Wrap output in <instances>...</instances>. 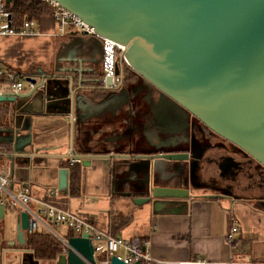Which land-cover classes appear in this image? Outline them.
Returning a JSON list of instances; mask_svg holds the SVG:
<instances>
[{
  "label": "water",
  "instance_id": "95a60500",
  "mask_svg": "<svg viewBox=\"0 0 264 264\" xmlns=\"http://www.w3.org/2000/svg\"><path fill=\"white\" fill-rule=\"evenodd\" d=\"M55 2L92 28L97 36L122 47L118 57L120 67L125 64L170 99L175 107L192 115L212 133L239 148L264 168V0ZM96 42L101 44L94 36L68 37L55 53V65L66 62L77 63V67L69 68L70 75L64 77L70 107L69 113H65L71 125L70 151L54 157L64 162L78 159L82 169L105 163L112 171L125 170L133 176L132 179L140 175L145 195L133 197L131 202L137 206L150 205L155 212L175 201L194 199L192 193L199 190L195 184L199 171L192 167L187 154H137L130 151L135 141L129 135H124L117 144L123 153L112 149L98 152L95 148L98 143L93 140L94 128L89 125L90 120L99 117L102 108L91 106L86 97L76 94L92 90L86 87L92 83L100 84L98 89L102 91L111 89L109 78L102 81L94 77L85 79L86 73L95 76L93 71L84 69L82 63H89L87 52ZM64 50L67 59L62 57ZM79 52L82 59L73 60ZM73 74H76V80ZM23 76L30 88L27 93L0 97L1 103L13 105L18 112L38 94L48 96L50 80L58 79L34 66ZM74 126H79L85 137L82 142H87L86 147L77 151L72 149L73 142L77 141L73 138ZM9 132L4 143L11 149L0 153V157L10 162L22 158L29 163L40 156L37 151H26L31 138L21 140L14 130ZM57 172L56 192L67 196L69 168H60ZM4 209L0 204L3 214ZM27 227L28 215L22 211L16 217V242L22 247ZM67 244L70 248L67 255H60L56 264H85L76 254L94 263L88 235L70 237ZM110 264L125 263L112 256Z\"/></svg>",
  "mask_w": 264,
  "mask_h": 264
},
{
  "label": "crops",
  "instance_id": "0c3cea01",
  "mask_svg": "<svg viewBox=\"0 0 264 264\" xmlns=\"http://www.w3.org/2000/svg\"><path fill=\"white\" fill-rule=\"evenodd\" d=\"M65 40L60 41L62 43ZM18 54L19 66L27 61L30 66L51 73V65H48L49 55L46 60L33 62L34 55H30L31 51L25 52L22 49ZM0 55L3 60V46ZM27 56L29 61L21 60ZM6 68L12 69L7 64ZM63 87L67 92L68 85ZM29 90L25 84L22 93ZM48 91V96L38 94L20 112L16 111L13 105L0 102V153L9 150L10 146L4 142L9 138V131L14 130L21 140L31 138L26 151L29 153L37 151L40 155L29 163L22 158L10 162L0 157V173L9 176L10 191L16 193L27 190L33 200L32 209H38L36 202L45 201L60 209L76 213L99 229L112 232L116 237L145 238L150 245L148 252L154 258L165 261L205 259L212 264H222L229 257L244 260L247 257L264 255V207L253 200L208 198L207 196L214 195L200 192L197 193L202 194L199 197L189 201H175L156 212L147 205L144 212L149 216L148 223L141 232H138L130 229L133 218L127 209L132 200L121 194L125 189L120 191L117 189L118 184L112 178V170L105 163H98L86 169H82L79 163L76 164L79 167V194L77 196L69 194V182L67 196L57 193V171L64 161H60L54 155L68 154L70 151L71 125L65 115L69 113L70 107L68 99L60 100L54 96V89L50 84ZM76 107L77 105L75 109ZM90 121L93 126L95 119ZM79 132V126H74L73 138H77V141L72 144L73 151L87 145V142L84 143V134ZM132 132L134 149L141 152L140 150L144 149V137L136 130ZM93 140L96 141V138ZM104 144L108 147L114 146L110 140ZM101 199H105L106 205L102 211H97ZM0 200L3 202L0 204L5 207L4 214L0 210V264H22V253H31L16 242V217L19 212L11 209L4 197ZM233 215L240 220L238 221L240 232L235 236L234 247L230 248L225 242V235L229 231V219ZM122 219H128L124 226L120 222ZM63 231L64 236L59 233L63 237L70 232L69 229ZM241 243H246L247 252L236 253L234 250L237 244ZM28 264H32L31 258Z\"/></svg>",
  "mask_w": 264,
  "mask_h": 264
},
{
  "label": "flooded vegetation",
  "instance_id": "af4514ba",
  "mask_svg": "<svg viewBox=\"0 0 264 264\" xmlns=\"http://www.w3.org/2000/svg\"><path fill=\"white\" fill-rule=\"evenodd\" d=\"M101 47L96 42L88 50L89 63H82V67L93 71L95 76L86 73L85 79H104L101 70ZM62 52V57L67 59L65 50ZM80 54L81 52L73 60L80 61ZM54 61L55 55L51 73L58 79L50 80V86L54 89L55 97L66 100L68 95L63 86L67 84V80L64 77L70 75L67 70L77 67V63L59 62L57 66ZM116 73L118 83L111 86L110 90L102 91L98 89L100 84L92 83L86 84L92 90L76 94L78 97H86L88 104L94 103L102 108L94 125H89L94 128L93 133L98 143L95 148L98 152L112 149L123 153L122 148L117 146L120 144L119 139L124 135L134 139L132 130H136L144 137V149L138 152L131 148L130 151L137 154L155 155L164 152L189 156L192 167L199 171V179L195 181L199 190L192 193L194 197L201 196L202 194L197 193L203 192L222 198L253 200L264 207V168L260 164L212 133L192 115L175 107L170 99L133 73L125 64L120 67L119 60ZM73 77L76 80V74ZM115 139L118 140L114 143ZM108 140L114 146H106L104 143ZM112 174L118 184L117 189H125L121 193L125 197L132 200L133 197L145 195V187L140 184V175L132 179L133 176L125 170H114Z\"/></svg>",
  "mask_w": 264,
  "mask_h": 264
},
{
  "label": "built area",
  "instance_id": "2783aa9c",
  "mask_svg": "<svg viewBox=\"0 0 264 264\" xmlns=\"http://www.w3.org/2000/svg\"><path fill=\"white\" fill-rule=\"evenodd\" d=\"M12 0H0V51L2 38L31 39L35 37L47 36L52 40L67 39L72 36H94L100 39L102 44L101 70L104 79H111L112 86L118 83L116 64L123 48L117 46L112 41L97 36L93 29L85 25L78 17L68 10L61 8L55 0H39L43 5H47L49 16L53 20V29L47 33L40 31L37 21L24 20L19 24L12 22L11 13L7 6ZM24 76L12 69H7L0 55V97L4 95H17L25 88ZM69 165L80 163L78 159H69ZM9 176L0 173V198H5L7 205L28 215V227L25 234L47 233L53 235L62 244L61 255L66 256L70 249L67 239L56 232L50 223L61 225L69 229L75 236L88 235L93 248L94 263H90L78 257L85 264H110L112 256H116L125 264H212L205 259H195L188 261L171 262L154 258L148 252L149 241L141 238L124 239L113 236L110 232L101 230L85 218L78 216L70 210L60 209L45 201L36 202L38 209H32L33 202L27 190L12 192L9 188ZM0 203H3L0 200ZM230 228L225 235V242L233 248L235 236L240 232L238 221L234 216L230 217ZM222 264H264V255L260 257H247L244 260H234L233 257Z\"/></svg>",
  "mask_w": 264,
  "mask_h": 264
},
{
  "label": "rangeland",
  "instance_id": "374dc122",
  "mask_svg": "<svg viewBox=\"0 0 264 264\" xmlns=\"http://www.w3.org/2000/svg\"><path fill=\"white\" fill-rule=\"evenodd\" d=\"M39 29L43 33H47L50 30L53 29L54 23L51 17L45 16L40 20H37ZM51 32V31H50ZM2 46H3V61L6 66L9 65L12 69L15 71L24 73L26 72L27 68L33 66H30V63H27V61L22 62L21 66L18 65L19 58V52L23 49L25 52L31 51L30 55H34L33 62H36L37 60H46L45 58L49 55L48 65H53V54L55 50L57 51L61 41L60 40H52L47 36L43 37H35L31 39H20V38H2L1 39ZM51 45V47H50ZM50 49V50H49ZM55 55V54H54ZM26 59L21 60H30L29 57H24ZM52 62V63H51ZM105 199H101L99 202V206L97 211H102L104 209ZM127 212L132 216L133 222L131 224V230L141 232V230L144 229L145 226H147L149 216L144 212V209L147 205L141 204L140 206L134 205L132 202L128 205ZM144 207V208H143ZM237 221H240L235 215H233ZM50 226L58 233L63 235L64 229L61 225H54L53 223H50ZM141 234V233H139ZM64 236V235H63ZM122 236V235H121ZM246 243L237 244L236 249L234 250L236 253L241 252H247L246 251ZM29 258H31L32 264H56L55 261H41V260H35L31 257V254L29 253H22L21 259L22 264H28Z\"/></svg>",
  "mask_w": 264,
  "mask_h": 264
},
{
  "label": "trees",
  "instance_id": "16d2710c",
  "mask_svg": "<svg viewBox=\"0 0 264 264\" xmlns=\"http://www.w3.org/2000/svg\"><path fill=\"white\" fill-rule=\"evenodd\" d=\"M7 8L11 13L12 22L15 24H19L24 20L37 21L49 15L47 5H43L39 0H12ZM61 168H69V194L77 196L79 194V167L77 165L71 166L65 162ZM120 222L124 226L128 223V219H122ZM112 235L114 236L113 233ZM73 236H75L74 233L70 231L64 238L68 239ZM62 247L60 241L51 234L35 233L26 234L25 236L24 249L29 251L35 260L54 261L61 255Z\"/></svg>",
  "mask_w": 264,
  "mask_h": 264
}]
</instances>
